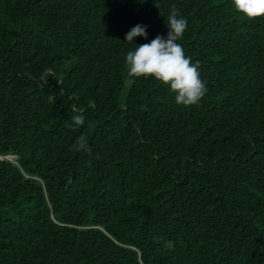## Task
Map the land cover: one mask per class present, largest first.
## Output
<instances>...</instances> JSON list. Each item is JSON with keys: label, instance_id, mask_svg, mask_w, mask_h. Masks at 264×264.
I'll return each mask as SVG.
<instances>
[{"label": "trees", "instance_id": "1", "mask_svg": "<svg viewBox=\"0 0 264 264\" xmlns=\"http://www.w3.org/2000/svg\"><path fill=\"white\" fill-rule=\"evenodd\" d=\"M173 6L207 86L188 107L125 62L126 33L166 36ZM0 264H264V18L0 0Z\"/></svg>", "mask_w": 264, "mask_h": 264}, {"label": "clouds", "instance_id": "2", "mask_svg": "<svg viewBox=\"0 0 264 264\" xmlns=\"http://www.w3.org/2000/svg\"><path fill=\"white\" fill-rule=\"evenodd\" d=\"M231 4L247 19L264 18V0H231ZM166 28V36L157 35L150 42L140 45L134 42L135 38L148 40L147 25L137 24L126 33L125 41L135 45L125 59L128 75L152 78L166 85L174 94L177 105H196L206 95L207 86L201 78L199 62H192L179 43L188 28V19L173 6L167 15ZM73 120L75 125L84 122L82 115L74 116ZM86 144V138L81 136L74 147L83 149Z\"/></svg>", "mask_w": 264, "mask_h": 264}, {"label": "rangeland", "instance_id": "3", "mask_svg": "<svg viewBox=\"0 0 264 264\" xmlns=\"http://www.w3.org/2000/svg\"><path fill=\"white\" fill-rule=\"evenodd\" d=\"M9 159H11V160H13V161H16V159H15V158H13V157H12V158H9Z\"/></svg>", "mask_w": 264, "mask_h": 264}, {"label": "water", "instance_id": "4", "mask_svg": "<svg viewBox=\"0 0 264 264\" xmlns=\"http://www.w3.org/2000/svg\"><path fill=\"white\" fill-rule=\"evenodd\" d=\"M8 158H12L11 156L10 157H8ZM17 159V158H16ZM11 160V159H10ZM13 161V160H12Z\"/></svg>", "mask_w": 264, "mask_h": 264}, {"label": "bare ground", "instance_id": "5", "mask_svg": "<svg viewBox=\"0 0 264 264\" xmlns=\"http://www.w3.org/2000/svg\"><path fill=\"white\" fill-rule=\"evenodd\" d=\"M13 158H15V159H16V157H14V156H13Z\"/></svg>", "mask_w": 264, "mask_h": 264}]
</instances>
